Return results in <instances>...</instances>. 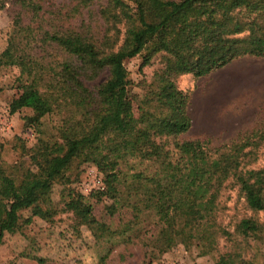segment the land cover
Segmentation results:
<instances>
[{
  "label": "trees",
  "instance_id": "16d2710c",
  "mask_svg": "<svg viewBox=\"0 0 264 264\" xmlns=\"http://www.w3.org/2000/svg\"><path fill=\"white\" fill-rule=\"evenodd\" d=\"M63 1L73 6L64 11L54 0H0V12L13 7L14 15L0 72L18 68L22 90L10 113L30 110L23 122L38 135L27 150L33 168L6 166L0 155V246L35 216L51 221L56 182L72 183L66 171L90 164L103 174L102 188L85 197L69 187L63 198L77 224H99L90 200L107 198V217L119 222L116 240L140 244L148 263L180 245L214 254L224 241L230 249L216 264H264L261 251L243 253L264 240V128L218 146L202 137L180 140L192 128L191 94L176 83L242 57L264 58V0ZM98 5L96 28L71 23ZM137 57L142 67L157 57L162 63L138 116L126 66ZM106 71V80L91 89ZM54 115L57 135L51 136L46 122ZM229 200L253 212L233 230L222 216ZM25 210L30 215L22 219Z\"/></svg>",
  "mask_w": 264,
  "mask_h": 264
},
{
  "label": "rangeland",
  "instance_id": "374dc122",
  "mask_svg": "<svg viewBox=\"0 0 264 264\" xmlns=\"http://www.w3.org/2000/svg\"><path fill=\"white\" fill-rule=\"evenodd\" d=\"M54 8L64 11L73 4L69 1L54 0ZM99 5L83 10L71 20L72 24H92L96 28L99 23L95 11ZM13 7L0 12V53L7 47L9 32L13 26ZM141 57L126 62L130 78L131 101L136 116L138 103L145 98L149 85L155 83L154 75L162 66L161 58L157 57L146 67H142ZM222 69V68H221ZM219 77H191L183 75L176 78L177 86L190 92L191 101L189 114L192 119L191 130L180 137V140H192L197 137L208 138L213 145L228 143L240 132L264 128V58L243 57L223 68ZM19 69L7 67L0 72V155L6 166H29L33 162L27 150L32 148L38 135L34 129L26 127L23 118L30 115V110L10 113L9 104L17 98L22 90L16 78ZM107 71L98 80L89 83L95 89L106 80ZM57 115L46 122V130L51 136L57 135ZM24 143L26 150L21 147ZM149 169V167H148ZM67 172L72 183L56 182L51 199L56 208V214L51 221L33 217L29 224L23 223L15 233L7 234L0 246V264H39L36 258L43 260L42 264H216L218 256L230 249L221 241L219 252L199 255L197 250H188L180 245L163 254L158 259L148 263L144 258V249L140 244H121L112 232L118 221L107 217L106 206L111 200L104 198L102 202L90 200L94 205V216L100 222L93 227L79 225L71 212L65 211L63 198L68 188H75L85 197L104 185L103 174L94 165L74 166ZM236 191H228V196H236ZM236 205L229 200L224 212L223 221L230 230L243 216L253 214L241 203ZM22 219L30 215V211L21 212ZM260 217L264 221V214ZM108 222L112 227L101 223ZM114 248L108 253L110 244ZM261 251L264 254V240L252 243L244 251L249 257L250 252Z\"/></svg>",
  "mask_w": 264,
  "mask_h": 264
},
{
  "label": "crops",
  "instance_id": "0c3cea01",
  "mask_svg": "<svg viewBox=\"0 0 264 264\" xmlns=\"http://www.w3.org/2000/svg\"><path fill=\"white\" fill-rule=\"evenodd\" d=\"M246 57H248V56H246ZM243 58V57H242ZM240 59V58H239ZM236 61H238V60H236ZM236 61H234V62H236ZM233 63V62H232ZM225 68V67H224ZM221 71H223V67H222V69L220 68V69H218V70H216V71H214V72H212L211 74H209L208 75V78H209V76H213L214 77V79H216L217 77H219L223 72H221ZM205 77V76H204Z\"/></svg>",
  "mask_w": 264,
  "mask_h": 264
}]
</instances>
